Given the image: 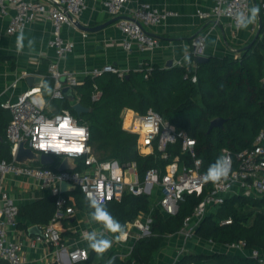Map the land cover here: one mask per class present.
Here are the masks:
<instances>
[{
	"label": "built area",
	"instance_id": "built-area-1",
	"mask_svg": "<svg viewBox=\"0 0 264 264\" xmlns=\"http://www.w3.org/2000/svg\"><path fill=\"white\" fill-rule=\"evenodd\" d=\"M89 1L99 2L105 12L111 17L120 16L130 0H0V15L8 17L5 29L7 35H13L20 31H25L30 25L38 20H45L52 25V34L47 45L53 50L54 60L47 68V76L53 80V89L59 96H51L47 106L41 110L33 103L34 98L39 97V93L25 96V93L32 91L34 87H28L19 94L12 102H0L2 109L8 110L11 119L5 129V139L11 147V160H0V182L6 175L14 177H24L35 181L41 188L47 189L50 195L55 197V215L53 221L61 218L64 214L71 216L74 209L66 207L67 198L60 190L61 182H68L74 189H78L85 197L86 191L102 193L99 198L104 203L120 201L125 194L135 197L146 196L150 201V209L147 213H139L137 217L127 222L125 229L128 233L127 241L118 243L121 246L127 244L130 239L133 241L148 236L153 221L155 211L164 218L173 217L177 214L181 202L185 196H201L198 203L193 207L190 215L186 216L182 226L177 232L184 244L195 239L196 230L202 220L209 214L210 210L217 205L223 204L232 196H249L264 200V131H260L254 143L250 147L239 151H232L228 148V155L231 157L234 178L219 185L211 183L203 184L202 177L203 162L198 157L197 142L184 130H180L169 124L160 114L152 109H148L144 114L131 111V116L127 125L125 119L128 110H123L121 114L122 128L136 135V149L139 155L149 157L156 164L148 167L142 175L139 174L135 162L119 164L117 161L97 160L92 148L90 152H85L79 157L70 158L67 154L56 155L51 152L44 153L32 147V130L35 127V118L43 116L47 120H52L56 115H62L67 110L79 125L87 127L86 123H80L68 109L55 110L46 114L54 99H66L62 93L64 86L76 88L82 82L77 73L72 70L61 68L59 63L74 50V42L62 37L64 26H74V20L79 17L87 7ZM253 0H210L211 5L207 9H197L196 14L202 21H208L216 25L222 20H227L230 26L235 28L234 16L238 11H245L251 7ZM260 7L264 16V2H260ZM175 15L172 11H161L148 3H142L131 11V16L121 18L117 21V28L123 36L121 47L127 53L136 47L141 52L154 50L159 42L150 35L145 27H156L164 20ZM82 37H86L82 33ZM206 38L204 34H198L190 40V54L196 59L198 56H206ZM195 68V66L193 65ZM141 68V67H140ZM140 68L136 69L139 70ZM151 69L148 68V71ZM103 73H114L123 77L126 72L107 64L101 68H95L86 72V76L95 78ZM27 72H22L20 78L29 76ZM147 76V74L145 75ZM193 77L191 81L193 82ZM65 78V84L60 82ZM17 80L11 83L16 86ZM101 93L96 85H93L91 102L99 101ZM75 102H79L75 98ZM71 104V103H70ZM89 130V128H88ZM195 141L194 144L190 143ZM24 146L37 154H45L50 157H66L73 160L76 167L78 161L82 163V170L48 168L43 166H33L32 162L17 163L15 161L19 145ZM15 149V152L13 151ZM220 151V155L222 150ZM115 162V163H113ZM104 165H111L105 168ZM68 193V192H67ZM109 194L111 199H108ZM171 209V211H169ZM18 216V204L14 199L1 189L0 186V262L6 264H24L26 257L22 251V246L9 238L6 230L7 225L14 224ZM225 220L222 224L230 223ZM86 231H83V233ZM131 232L134 235L131 236ZM82 233V234H83ZM39 243L50 244L60 248V253H64L68 264H81L88 260H73L72 253L85 249L74 246L66 249L62 244L60 231L50 224L41 230L39 235L34 237ZM214 246L212 242H208ZM224 252L235 253L242 256L256 258L260 264H264V251L259 248H247L244 241L233 242L222 245ZM132 246L128 248L127 256ZM185 254L184 249L176 252L172 264ZM89 257V252H88ZM53 264H63L59 259Z\"/></svg>",
	"mask_w": 264,
	"mask_h": 264
},
{
	"label": "trees",
	"instance_id": "trees-1",
	"mask_svg": "<svg viewBox=\"0 0 264 264\" xmlns=\"http://www.w3.org/2000/svg\"><path fill=\"white\" fill-rule=\"evenodd\" d=\"M264 2V0H262ZM258 4V3H257ZM260 7V4H258ZM261 26L257 38L250 37L237 57L211 56L198 64L191 56V64L170 68L142 65L123 77L103 73L95 78L85 77L73 89L75 98L92 112L82 114L79 120L86 123L90 138L88 144L97 160L117 161L119 164L135 162L140 175L156 164L149 157L138 154L136 135L122 128L121 112L124 109L144 114L152 109L169 124L184 130L197 142L198 157L203 171L217 159L223 148L239 151L250 147L260 131H264V16L260 7ZM252 43L250 47H246ZM195 65V68L193 67ZM147 74V76H145ZM196 76V82L191 77ZM51 86L53 80H46ZM93 85L101 93L97 102H91ZM47 98L48 95L44 94ZM56 110L68 109L69 101L62 100ZM223 118L222 129L208 132L210 122ZM10 121L8 111L0 108V160H11V147L5 139V129ZM43 167L51 168L50 165ZM80 169V165L76 167ZM73 198L66 207L90 211L84 195L78 190L70 192ZM201 196L187 195L177 214L164 218L153 214L148 236L139 238L132 245L129 255L109 253L98 262V256L90 251L88 260L81 264H107L115 257L114 264H150L160 252L163 243L177 234L184 218L191 214ZM250 199L253 204H250ZM151 201L146 196L125 194L120 201L105 204L108 211L122 225L133 221L139 213H147ZM55 197L50 196L30 205L18 206V216L32 224L46 225L54 218ZM230 220L228 224L223 221ZM196 235L207 242L225 245L244 241L246 247L264 251V200L249 196H232L223 204L214 206L202 220ZM176 264H260L256 258L229 252H186Z\"/></svg>",
	"mask_w": 264,
	"mask_h": 264
},
{
	"label": "crops",
	"instance_id": "crops-1",
	"mask_svg": "<svg viewBox=\"0 0 264 264\" xmlns=\"http://www.w3.org/2000/svg\"><path fill=\"white\" fill-rule=\"evenodd\" d=\"M261 1L253 0L251 7L260 4ZM142 3L151 4L161 11L175 13V15L167 17L159 26L145 27L146 31L159 42L154 50L141 52L134 47L129 53L124 51L121 47L123 36L117 28V21L94 33L82 31L76 26H64L62 37L74 42V50L60 61V67L74 71L78 74L80 81L83 82L87 77L86 72L107 64L114 65L126 73L136 71L143 64L163 69L170 68L166 66L170 61L172 63L171 67L185 66L183 56L185 53L190 55V40L198 34L205 35L207 57H237L241 48L250 37L256 34L259 28L258 21L260 17L254 25H250L246 30H234L227 20H222L216 25L208 21H202L196 14V10L207 9L211 5L210 0H130L120 17H130L132 9ZM112 18L114 17L109 16L99 2L89 1L86 9L75 20L84 26H97ZM7 23L8 17L0 15V102H12L28 87L37 86L35 84L28 86L25 81L26 77L19 79L24 71L46 80L48 65L54 60L53 50L47 45L52 34L50 22L38 20L23 31L27 38L34 39L35 44L33 49L26 46L24 51L19 53L16 50V36L18 33L7 35L5 33ZM82 33L86 34L85 38L82 37ZM25 44L27 45V40ZM17 79L16 86L12 87L11 83ZM124 110L132 111L129 109ZM47 111L51 113L55 110L50 105ZM8 113L10 115L9 111ZM2 140V136H0V142ZM0 186L9 198L15 200L18 206L30 205L52 196L47 189L41 188L35 181L24 177L6 175L3 181L0 182ZM69 193L64 195L67 200H72L73 198ZM71 208L74 209L71 216L64 214L56 221H53L52 218L46 225L32 224L25 218L17 216L14 224L6 226L9 238L19 242L22 246V251L26 257L24 264H53L59 257L63 264H68L64 253H60L59 247L34 240L36 235L28 232V229L32 226H38L42 230L53 224L60 231L62 244L68 250L74 246L87 248L86 242L82 239L83 231H103L101 225L90 220L89 211L79 210L73 206ZM132 235H134L133 232H131ZM104 236L112 238V234L107 232H104ZM134 242L130 239L127 244L122 246L114 242L112 249L104 257L117 248L118 251L115 254L124 256ZM204 248L206 249L197 250L195 246L191 245V242L184 244L182 238L176 234L163 243L162 249L150 264H172L176 252L180 249H184L185 253L189 251L196 253L224 252L222 245L218 244L210 246L208 243V246ZM186 249L188 250L186 251ZM90 251L89 249L88 252ZM99 259L100 257L97 258L96 262ZM0 264L6 263L0 262Z\"/></svg>",
	"mask_w": 264,
	"mask_h": 264
},
{
	"label": "clouds",
	"instance_id": "clouds-1",
	"mask_svg": "<svg viewBox=\"0 0 264 264\" xmlns=\"http://www.w3.org/2000/svg\"><path fill=\"white\" fill-rule=\"evenodd\" d=\"M259 16L260 7L258 5L250 7L247 12L238 11L234 16L235 28L237 30H246L250 25H254L257 22ZM26 40L27 45L25 44ZM34 44V39L27 38L23 31L17 34L16 50L18 53L23 52L26 46L29 49H33ZM183 62L191 64V56L185 53ZM196 79V77H193L194 83ZM33 93L40 94L38 98L33 99V103L41 110L48 104L44 99V94L59 96V93L55 92L53 87L45 80H41L31 92L25 93V96H31ZM32 136V147L44 153L51 152L56 155L64 153L70 158H75L91 151L87 145V141L90 138L88 128L79 125L67 110L62 115H56L52 120H47L43 116L36 117ZM190 143L194 144L195 141ZM13 151L15 152V149ZM227 153L228 150L223 149L221 155L208 167L202 177L203 184L219 185L222 182H228L230 178H234L231 157ZM104 167L108 168L111 165H104ZM102 195V193L98 194L93 191H86L85 193V200L90 209V220L101 225L103 231L92 230L84 232L82 239L86 242L87 248L72 253L73 260H87L89 249L98 257L103 258L112 249L114 242L124 243L127 241L128 233L125 230V226L108 211L104 200L99 198ZM108 199H111L110 194ZM104 232L112 234V238L105 237ZM114 261L115 257H109L107 264H114Z\"/></svg>",
	"mask_w": 264,
	"mask_h": 264
},
{
	"label": "water",
	"instance_id": "water-1",
	"mask_svg": "<svg viewBox=\"0 0 264 264\" xmlns=\"http://www.w3.org/2000/svg\"><path fill=\"white\" fill-rule=\"evenodd\" d=\"M70 20L73 21L74 26H76L78 29L85 31V32H89V33H94V32H98L102 29H104L105 27H107L108 25L112 24L113 22L118 21L121 18L124 17H114L111 20L97 25V26H84L81 23H79L78 21L74 20L71 16H69ZM261 26V19H259L258 21V30L255 34L254 40L257 38L258 33H259V29ZM252 45V43L248 44L246 47H250ZM209 59V57L207 56H198L196 57V62L198 64H203L205 62H207ZM167 67H171L172 63L169 61L166 64ZM42 80L41 77L38 76H33V75H29L25 78L26 83L28 84V86H32V85H38V83ZM65 78H61L60 82L62 84H65ZM262 88H264V80L262 81ZM62 93L65 96V98L71 103V110L79 117L82 114H87L92 112L91 108H88L84 105H82L80 102H75V96L73 94V89L71 87L68 86H64L62 89ZM225 123V120L223 118H215L213 119L208 127V132H210L212 129L214 128H219L222 129L223 125ZM15 161L17 163H25L26 161H30V162H39L41 165L46 166V165H51L53 163V158L45 155L43 153L41 154H37L36 152H33L32 150L26 148L24 146V143H21L19 145L18 148V152L15 158ZM76 166L73 162L72 159L66 157L62 160V162L60 163V165L58 166V170H65V169H74ZM60 190L62 193H67V192H72L74 191V186H72L70 183L68 182H61L60 183ZM28 232L30 234H34V235H39L41 233V230L38 228V226H32L28 229Z\"/></svg>",
	"mask_w": 264,
	"mask_h": 264
},
{
	"label": "rangeland",
	"instance_id": "rangeland-1",
	"mask_svg": "<svg viewBox=\"0 0 264 264\" xmlns=\"http://www.w3.org/2000/svg\"><path fill=\"white\" fill-rule=\"evenodd\" d=\"M50 98H51V96H48L47 98H45V100H46V101H49ZM61 101H62V100H59V99H54V100H52V101H51V108L54 109V110H56V109H57V108H56L57 105H58ZM69 105H70V107H71L70 102H69ZM45 113H46L47 115L50 114L48 111H45ZM72 115H73V114H72ZM73 116L76 117L80 123H84V122H82V121L79 120V117H80V116H79V117H78L77 115H76V116L73 115ZM61 159H62V158H60V157H55V158H54V162L50 165V167H51V168H57V166H58L59 162L61 161ZM78 163H79V165H80V169H78V170H82V169L84 168V166L82 165L81 162L78 161ZM31 165H33V166H43V165H41L39 162H32ZM25 186H27V185H25ZM252 204H253V200L250 199V204H249V205H252ZM175 235H176V234H175ZM191 245H192V246H195V249H197V250H201V248H202L203 250H205L206 248H204V247L208 246V242L205 241L204 239H202L200 236L196 235L195 239L191 241ZM120 249H121V248H120ZM120 249H119V250H120ZM126 249H127V248H126ZM188 249H189V248H188ZM188 249H186V251H187ZM117 251H118V248L115 249V250L112 251V252L115 253V252H117Z\"/></svg>",
	"mask_w": 264,
	"mask_h": 264
},
{
	"label": "bare ground",
	"instance_id": "bare-ground-1",
	"mask_svg": "<svg viewBox=\"0 0 264 264\" xmlns=\"http://www.w3.org/2000/svg\"><path fill=\"white\" fill-rule=\"evenodd\" d=\"M130 116H131V111H128V114H127L126 119H125V125L128 124Z\"/></svg>",
	"mask_w": 264,
	"mask_h": 264
}]
</instances>
